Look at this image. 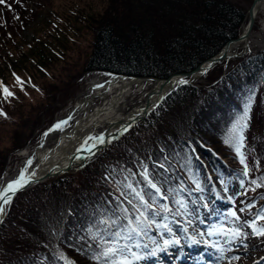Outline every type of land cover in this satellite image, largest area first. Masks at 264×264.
Segmentation results:
<instances>
[{"label": "trees", "instance_id": "1", "mask_svg": "<svg viewBox=\"0 0 264 264\" xmlns=\"http://www.w3.org/2000/svg\"><path fill=\"white\" fill-rule=\"evenodd\" d=\"M6 4L10 5L4 6L8 22L13 12L26 25V19L35 20L33 12H25L27 7L21 0H7ZM244 13L231 0H105L98 9L74 3L65 12L54 13L52 28L31 26L33 41L24 45L29 55H17L24 64L0 66L3 86L13 93L5 99L0 92V112L5 114L0 116L18 113L29 90L41 89L43 100L50 103L59 83L47 82L53 77L49 70L65 63L70 45L88 34L90 52L85 56L83 72L165 78L192 70L229 39L236 38ZM6 24L5 28L11 30ZM2 25L0 21V28ZM19 30L17 26L8 35L3 34L6 41L0 42V50L5 48L11 54ZM12 71L19 74L23 84L17 82ZM203 77L205 82L179 85L145 119L85 165L15 194L0 225V264H64L58 253L73 264H98L92 260L98 249L86 247L92 243L86 229L96 205L118 195L117 186H104L101 181L116 182L125 176L139 180V175L133 177L128 169L138 173L141 162L159 176L168 177L163 187L165 192L173 189L168 200L173 214L180 218L183 215L174 200L189 197L207 204L204 197L211 186L207 172L213 173L224 199L221 178L231 184L243 178L237 208L251 215L261 205L259 215L264 213V186L251 184L264 178V133L259 129H264V49L235 57L228 65L221 62ZM250 102L251 119L243 130L242 152L250 169L245 177L234 143L225 141ZM25 142L24 137L19 143L15 133L12 146L0 150V173L5 154ZM154 161L164 163L167 172L154 167ZM197 183L203 191L197 190ZM164 215L161 212L156 217L157 223L164 221ZM155 231L160 233L157 228ZM149 235L155 238L152 231Z\"/></svg>", "mask_w": 264, "mask_h": 264}, {"label": "rangeland", "instance_id": "2", "mask_svg": "<svg viewBox=\"0 0 264 264\" xmlns=\"http://www.w3.org/2000/svg\"><path fill=\"white\" fill-rule=\"evenodd\" d=\"M21 1L22 4L27 7L25 12H33L35 18L34 21H29L28 19H26V21H28V25L22 23V21L20 20L21 17L20 19L17 18L16 12H13L14 14L9 15L11 21L8 22L4 13V5H0V21L1 24H3V28H0V42H4V40L6 41V38L5 36H3V34L8 35L17 26L18 28L20 27V30L17 31L19 33V39L17 41L16 39L13 40V42H15V45L13 46V48H10L12 55L8 50H5V48L0 50V66L5 65L6 68L8 67V65L10 67L11 63L14 62L24 64L23 59L18 58L19 56L17 55L20 52H25L26 54L24 56L26 57L29 55L28 52H26V47L24 45L33 41L32 38L34 37V33L31 28L32 25H34V27L36 25L37 28H39V26H50L52 28V22L55 21L53 16L54 13L65 12L74 3H79L84 6L90 5L92 6V8L98 9L103 6L105 0H47L44 4H39L40 0ZM231 1L240 5L244 9V20L241 24L240 30L242 31L243 29L247 28L249 22L248 10L252 6L253 0ZM260 4L261 3H259L257 8L260 7ZM257 12H255L254 24L249 32L247 42L249 48L247 52H254L259 49H264V32L261 31V27L264 22V10L259 9V11ZM3 13L4 15H2ZM23 15L25 16L27 15V13H23ZM4 24L12 27L11 30H9V28H5ZM35 34L36 36H39V33ZM89 37L90 36L88 34L84 39H81L76 43H72L70 45L71 48L69 49V56L68 59H66V62L58 63L53 70H49L50 74L53 77L50 80H47V82H56L57 84L59 83V85H55L54 87L55 90H53V98L50 100V103L43 100V92L41 89L29 90L27 94L23 95L24 102L21 103L18 113H13V115L8 114L6 117L0 116V150L8 149L12 146L11 143L13 142L15 133L18 135L19 143L22 142V139L24 137L26 138V142L21 147L12 149L5 154L4 160L1 162H4L5 164L2 168V172L0 173V184L1 182H4L5 174H12L14 172V169L20 165L22 160V153L31 151V149L36 144H39L43 140H46L49 143L58 140L60 129L63 126H70V128H72L71 126L74 123H71V119L73 122H79V124L82 125V128L85 129V127L88 125L87 123H85L88 114L91 113L94 108L104 104H108L113 100V96L116 94L114 88L110 90L109 93L104 94L101 97H89L90 93H94L92 91H89V86L93 77L107 75L105 73H96L94 71L88 73L83 72L82 67L85 61V56L90 52ZM241 47H243L242 44L240 45V47L234 49V51L237 53L240 52V50L243 51V49H240ZM28 62L29 60L25 59V63L28 64ZM228 63L229 61L225 62V65H228ZM12 73L15 78L19 76V74L14 71H12ZM117 75L125 77L132 76L124 74ZM20 80L22 79L20 78ZM0 82H2L1 77ZM200 82H205V78L202 77L200 79ZM148 85L149 80H142L141 83L139 82L133 84L127 89L126 92L121 93L118 100L119 105L117 104L118 106H116L117 108H120L118 113L125 114L130 110L132 111L133 109L138 108L142 102L141 100L143 99V97L147 95V92L149 90ZM83 97H87L84 99H89L90 103L89 105H86V108L78 111L77 102ZM39 103L40 106H38ZM65 117L66 119L70 117L69 120L65 119L67 123L62 125L60 129H54V126L58 123V121L60 122L62 118ZM259 129L264 133V129L262 128V126H260ZM46 133L47 135H45ZM0 156H2V154H0ZM101 184L104 186H109L111 188H115V186H117L114 181L108 180H102ZM233 188H235L234 185H232V192H230V194L234 196L237 188H235V190ZM10 203L6 205V215L8 213ZM184 203L185 207L180 208V211H183L188 217L196 213L197 210H201V207L193 205V203H191L189 199L185 200ZM210 208L211 207L209 206L207 210L210 211ZM226 212V222L221 223V225L223 226L222 233L227 232L229 229L239 228L243 233H245V236L240 238L239 240L234 241L230 235L225 236L220 232L218 239H220V242L223 243V250L220 249L219 251L225 253L228 252V254L226 256L224 254V257H222L221 260H218L216 264H264V252H261L256 246L257 243L260 244L264 240L262 238H256L255 242L252 243L251 241L255 239V236L251 234L250 230H248L247 228L243 229V223L235 220L229 215V213L232 212L231 210L229 211L227 209ZM237 214L239 215V213ZM191 221V225L194 226L193 228H197L200 231H205V228L201 227V225L197 223L198 221L196 219H193ZM193 221L195 222L193 223ZM211 226H208L207 228L211 229ZM152 247L158 248L156 245H152ZM135 251L140 252L143 257H145L148 253V250L143 249ZM234 257H240V259L237 260L234 259ZM134 264L137 263L134 262Z\"/></svg>", "mask_w": 264, "mask_h": 264}, {"label": "snow or ice", "instance_id": "3", "mask_svg": "<svg viewBox=\"0 0 264 264\" xmlns=\"http://www.w3.org/2000/svg\"><path fill=\"white\" fill-rule=\"evenodd\" d=\"M0 5L10 7L6 4V0H0ZM18 83L23 84L16 78ZM179 84H187V80L178 81ZM0 92L3 93L5 99H9L13 96V93L0 82ZM252 109L251 102L246 106L241 121L233 126L229 138L225 141L235 147V152L239 157L240 164L243 165V176L247 177L250 174L249 165L246 161L245 155L242 152L244 146L243 130L248 127L251 119L250 112ZM0 115H5L0 112ZM67 121H60L54 129H60L62 125L66 124ZM47 135V133L45 134ZM98 144H104L105 140L103 137L96 138ZM109 143L111 141H108ZM98 145L93 144L92 148L87 149L89 152ZM31 165V160L28 161ZM154 167L167 172L165 164L162 162H153ZM141 171L133 172L132 169H128V172L135 177L139 175V180H131L128 176H125L123 180L116 181V192L118 193L113 199H108L106 202L96 205L95 210L92 213V223L89 224L86 231L88 233V239L92 241L91 244H87L86 247L98 249L94 251L92 260L97 261L98 264H134L135 261L143 259L140 252L135 250H148L150 245H156L157 240L149 235V232L153 227L163 230L165 233L171 234L172 228L170 224L166 222L168 220V214H172L168 204H161V200H167L168 194L173 189L168 188L167 192L164 190V185L168 181L167 176H159L149 169L147 164L141 162ZM27 169L21 171L19 178L12 181L0 191V215H3L6 211L3 205H8L11 202L12 197L8 193H15L19 189L25 187L31 183L29 178L25 177ZM108 179V177H106ZM251 184L255 185L256 188L264 186V178L258 183L256 180H252ZM241 187H244V182L241 181ZM196 188L198 191H203L199 183ZM255 191V188L252 189ZM173 203L179 205L180 208L185 207V203L182 199L174 200ZM251 208L252 206L249 205ZM243 211V209H240ZM163 212V223H157L156 217L161 215ZM235 220H239L240 217L237 211L229 213ZM264 221V213H261L248 223V227L252 230V235L258 238H264V225L258 222ZM190 223V221H189ZM187 232L188 229H183ZM225 236L230 235L231 238L239 240L245 236L239 228L229 229L227 232L222 233ZM211 235V233H209ZM84 240V237H80ZM194 239V238H193ZM180 240L173 237L172 240L164 239L163 246L166 248L171 244H179ZM157 251L156 247L151 249V254L155 255ZM58 259L64 261V264H73L63 253H58ZM239 260L240 257H234Z\"/></svg>", "mask_w": 264, "mask_h": 264}, {"label": "bare ground", "instance_id": "4", "mask_svg": "<svg viewBox=\"0 0 264 264\" xmlns=\"http://www.w3.org/2000/svg\"><path fill=\"white\" fill-rule=\"evenodd\" d=\"M260 1L261 2H259V0H255V3L253 5L254 13L259 11V9L264 10V0ZM259 3H261L260 7L257 8ZM261 31L264 32V22L261 27ZM240 45L241 44H239L238 46H233L231 48V51L240 47ZM142 80L143 79H136L119 75H100L93 77L89 86V91H92L94 93H90L89 97H101L104 94L109 93V91L114 88L116 94L113 96V100L108 104H104L94 108L91 113L88 114L85 122L88 125L85 127V129L82 128V125L79 124V122H73L71 119V123H74L71 126L72 128H70V126H63L60 129L58 140L53 141L52 143L43 140L39 144H36L31 149V151L22 153V160L20 165L14 169V172L12 174H5L4 182H1L0 189L1 187H3L4 183L8 181L12 182L18 179L21 171L25 169H27V171L25 172V177L29 178L31 180V183H34L38 180L46 178L48 174H53L54 172L58 171L60 167H64L66 163L71 160V157L74 155V153L77 154L82 149H90L92 148L93 144H97L98 146L102 145L98 144V140L96 138L103 137L105 139L106 136H109L112 133L113 127L117 126H113L117 121L128 119L132 114L140 109L146 95L141 100L142 102L138 108H135L132 111L130 110L125 114L118 113L120 108H117L116 106L119 105V95L126 92L127 89L133 84L139 82L141 83ZM153 86L154 82L149 81V89ZM84 98L87 97H83L77 102L78 111L83 110L87 107L86 105H89L90 103L89 99ZM65 119L66 117L62 118L61 121L69 120L70 117H68L66 120ZM74 157L76 158V163H74V165L82 160L81 155ZM29 160H31V165L28 164ZM227 189L228 187L224 186L225 193L227 192ZM220 201L224 203V200L222 198H220ZM191 252L193 253V255H196L198 253V250L193 249Z\"/></svg>", "mask_w": 264, "mask_h": 264}, {"label": "water", "instance_id": "5", "mask_svg": "<svg viewBox=\"0 0 264 264\" xmlns=\"http://www.w3.org/2000/svg\"><path fill=\"white\" fill-rule=\"evenodd\" d=\"M259 2L261 1L259 0ZM254 3H255V0L252 3V6L248 10L249 22H248L247 28L243 29L242 33L237 38L228 40L218 52H216L213 56H210L209 58L199 63L196 67H194L190 71L174 73V74L169 75L166 78H157V77H147L146 78L145 77L144 79L153 81L154 86L149 89L140 109L134 114H132L128 119L119 120L120 122L117 121L113 125V126H116V125L117 126L113 127L112 133L109 136L105 137L104 144L97 146L96 148H93L91 152H89L86 149L80 150L79 153L74 154L71 157V160L68 161L64 167H60L58 171L54 172L53 174H48L46 178L58 175L60 173L67 172L73 169L75 165H79V164L83 165L87 159L93 157L100 149H104L105 147H107L109 144L108 141L112 142L113 140H116L121 135V133H123L124 131H127L128 129L132 128L137 122L143 120L147 116V114L150 111H152L167 94H169L179 85L178 81L187 80L189 83L193 80L200 79V77H202L204 73H206V71H208L209 69L217 65L219 62L223 60L228 61L232 57L243 55L249 48L247 44L248 36H249V32L255 20V13L253 12ZM241 42L243 43L242 53L232 52L231 48L233 46L238 45ZM78 155H81L82 160L74 165V163H76L75 162L76 158L74 156H78ZM9 183L11 182L10 181L6 182L0 191H2L5 187H7ZM27 186L28 185H26L25 187L19 190H22L26 188ZM15 193H8V195L13 197ZM5 209H6V206H5ZM5 216H6V211L3 215H0V225L3 219L5 218Z\"/></svg>", "mask_w": 264, "mask_h": 264}]
</instances>
